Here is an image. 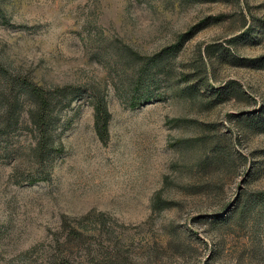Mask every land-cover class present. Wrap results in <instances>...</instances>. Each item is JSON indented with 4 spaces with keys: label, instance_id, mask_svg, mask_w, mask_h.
Masks as SVG:
<instances>
[{
    "label": "rangeland",
    "instance_id": "rangeland-1",
    "mask_svg": "<svg viewBox=\"0 0 264 264\" xmlns=\"http://www.w3.org/2000/svg\"><path fill=\"white\" fill-rule=\"evenodd\" d=\"M0 9V74L73 99L38 159L0 76V264H264V0Z\"/></svg>",
    "mask_w": 264,
    "mask_h": 264
},
{
    "label": "trees",
    "instance_id": "trees-1",
    "mask_svg": "<svg viewBox=\"0 0 264 264\" xmlns=\"http://www.w3.org/2000/svg\"><path fill=\"white\" fill-rule=\"evenodd\" d=\"M1 14L3 13L0 9V16L2 17ZM0 76L4 78L6 82L9 81L8 84L13 90L17 88L19 89L17 98L23 99V102H21L20 105L23 106L25 104L30 108V111H28L27 122H29L30 126H28L32 129L33 135L36 139L34 151L37 152L39 159V155L42 157L49 147L53 148V127L55 125V119H57L58 116L57 104L63 105L64 101L68 100V97L64 94L63 89H59L57 92L53 93L36 86L31 81L22 79V77H17L18 79H16L4 74H0ZM144 78L146 77L141 75L140 79L142 81ZM5 90L6 91L3 94L13 91L8 87H6ZM72 100L73 99L68 100L67 105H70ZM0 104L2 103L0 102ZM19 108L20 106L17 108V106L13 105V107H6V109L3 111L5 112L3 116H6L7 119L6 126L4 129L2 127L3 132L12 130L13 128H17V126H19L21 117H16L17 111L20 110ZM94 110L95 130L101 141L106 142L110 135L109 126L112 118L111 112L106 101L101 97H95ZM78 235L81 236L82 234L75 229L71 230L70 237L72 240L78 238Z\"/></svg>",
    "mask_w": 264,
    "mask_h": 264
}]
</instances>
